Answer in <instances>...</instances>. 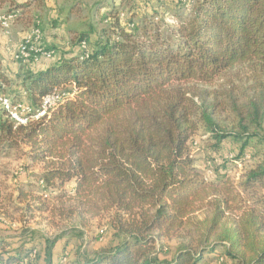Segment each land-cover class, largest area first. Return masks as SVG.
Wrapping results in <instances>:
<instances>
[{"label": "trees", "instance_id": "16d2710c", "mask_svg": "<svg viewBox=\"0 0 264 264\" xmlns=\"http://www.w3.org/2000/svg\"><path fill=\"white\" fill-rule=\"evenodd\" d=\"M3 2L4 16L28 5ZM175 2L187 11L196 6L175 37L164 39L158 26H122L120 15L127 16L118 3L100 0L113 38L89 46L80 36L73 54L32 73L28 102L10 95L30 108L25 124L15 126L0 108V137H16L30 163L45 165L40 187L73 181L57 196L61 215L63 202L71 203L68 216L113 215L116 242L71 264H209L205 255L219 247L229 264H264V0ZM241 65L251 78L215 82ZM54 89L68 92L35 119L41 97ZM227 111L236 119L232 130L216 123ZM199 127L215 149L227 138L239 142L232 159L207 161L209 179L188 147ZM252 140L261 145V160L236 179L227 170L250 157ZM162 238L175 239L173 254L155 249ZM7 246L0 236V249ZM51 246L43 264H59ZM31 251H6L0 264H16Z\"/></svg>", "mask_w": 264, "mask_h": 264}, {"label": "rangeland", "instance_id": "374dc122", "mask_svg": "<svg viewBox=\"0 0 264 264\" xmlns=\"http://www.w3.org/2000/svg\"><path fill=\"white\" fill-rule=\"evenodd\" d=\"M16 1L25 3L26 0ZM99 1L31 0L32 5L28 10L25 7L22 13L16 12L7 29V34L9 32L10 34L7 38L2 36V42L0 41V44L14 48L9 63L0 61V71L6 79L5 82L0 81V92L15 95L18 99L28 102L25 87L30 75L73 54L80 36L87 37L89 46L105 37L113 38L111 21L102 19L105 12L99 9L97 5ZM111 1L118 3L119 14L124 13L127 16L123 18L125 15H120L122 26H126L128 22H133L139 27L146 24L158 26L164 39L175 37V30L191 17L196 6L187 11L176 4L175 0H162L161 3L156 0ZM35 27L41 32L40 45L45 49L53 50L54 57L50 59L38 57L36 60L26 62L17 60L15 54L19 43L23 36L29 34ZM127 28L129 31L131 27ZM1 33L3 31L0 28ZM249 71L245 65L236 66L233 71L224 73L215 82L220 84L233 74L246 80L250 76ZM56 90L63 94L68 92L66 89ZM0 116H2L1 109ZM4 118L2 117L1 120ZM216 121L219 127L227 130L234 129L236 125L235 116L228 111L221 113ZM14 138L16 137H6L4 134L0 137V236L9 243L5 249H0V255L12 250L23 251L25 254V251L32 249L16 264H43L44 249L51 244L53 260L58 261L59 264H71L80 256H92L113 245L117 240L113 228V215L102 213L92 216L82 212L80 217L77 214L68 216L66 206H69L70 202L62 203L64 215H61L57 210L61 204L57 196L61 190L69 192L73 181L66 182L61 189L57 188V181L51 187H40L36 177L44 170L45 165L30 163L26 154L27 147L22 143H15ZM213 142L207 131L199 127L188 144L198 168L208 179L212 173L207 161L215 158L219 163L223 159H232V153H236L239 146V142H234L231 138L222 141L220 147L216 149L212 147ZM247 148L250 157L242 163L237 161L236 164H231L227 170L236 179L261 160V145L252 140ZM215 171L218 175L223 169L215 168ZM28 182H32L34 188L24 187ZM20 189L24 191L18 196ZM228 217L232 216L228 215ZM175 244V239L162 238L155 242V249L161 246L164 252L171 255ZM35 252L32 257L30 254ZM221 257L220 247L213 254L205 255L209 264H229Z\"/></svg>", "mask_w": 264, "mask_h": 264}, {"label": "built area", "instance_id": "2783aa9c", "mask_svg": "<svg viewBox=\"0 0 264 264\" xmlns=\"http://www.w3.org/2000/svg\"><path fill=\"white\" fill-rule=\"evenodd\" d=\"M162 0H160L161 2ZM185 6L194 4L195 0H191L188 3V0H178ZM13 15H7L0 17V27L5 29L6 33L8 32L9 22L12 19ZM41 32L38 27L32 29V31L23 36L21 42L18 45L17 52L15 54V58L17 60L26 62L29 60H36L38 57H44L46 59H50L54 57L53 50L45 49L40 45ZM80 48L83 50H87V45L85 42H81L79 44ZM87 54V53H86ZM63 99V93H60L56 89L48 92L40 99V110L36 111L33 115L35 119L39 118L48 110L57 106L59 102ZM0 108L4 110L9 116L10 120L14 122L15 126H20L25 124L28 121L27 113L30 111V108L21 102L13 103L10 95L0 92ZM34 257L35 253L30 254Z\"/></svg>", "mask_w": 264, "mask_h": 264}, {"label": "crops", "instance_id": "0c3cea01", "mask_svg": "<svg viewBox=\"0 0 264 264\" xmlns=\"http://www.w3.org/2000/svg\"><path fill=\"white\" fill-rule=\"evenodd\" d=\"M28 1V5H27V10L28 8H30V6L32 5L31 0H26ZM18 2V1H17ZM19 3V2H18ZM9 6L8 2H3L0 3V17L4 16V12L7 10ZM2 13V14H1ZM3 31V33L0 34V41L2 42V38H7V36L10 34V32L7 34L2 27H0ZM3 36V37H2ZM14 48L10 47V46H6V44H0V61H4L9 63V60H11L12 58L10 57L11 55V51H13ZM31 67V66H30ZM37 67H39V65H37ZM38 69V68H37Z\"/></svg>", "mask_w": 264, "mask_h": 264}]
</instances>
